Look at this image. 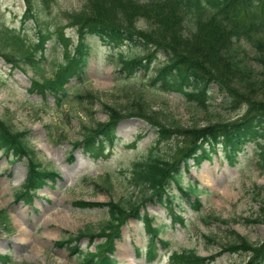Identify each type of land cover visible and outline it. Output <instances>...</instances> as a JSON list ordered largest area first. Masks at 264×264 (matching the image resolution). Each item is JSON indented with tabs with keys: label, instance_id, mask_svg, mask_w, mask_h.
Returning <instances> with one entry per match:
<instances>
[{
	"label": "trees",
	"instance_id": "16d2710c",
	"mask_svg": "<svg viewBox=\"0 0 264 264\" xmlns=\"http://www.w3.org/2000/svg\"><path fill=\"white\" fill-rule=\"evenodd\" d=\"M53 1L36 3L48 6ZM33 16L34 40L29 39V29L23 24L20 28L0 25V55L12 67L21 70L28 67L37 76L30 79L28 91L31 94L42 98L50 95L58 105L62 104L68 96L71 80H83L92 50L89 40L97 38L109 48L129 46L141 50L142 54L120 52L117 55L114 67L124 78L151 71L148 81L151 89L177 93L193 109L207 108L209 100L213 99L211 85H216L226 104L243 110L232 120L217 117L203 125L185 126L172 117L159 115L163 119L159 118L144 100L135 99L124 108L103 103L106 119L85 126L82 138L73 143V147L80 146L88 156H103L105 149L117 140L118 122L132 116L155 128V143H175L165 155L151 149L143 158L133 160L124 172L128 186L139 192V199L73 201V205L81 209L106 208L107 222L96 233L89 227L76 235L66 233L55 245L66 247L78 256L77 264H116L112 254L115 240L120 238V224L133 217L142 222L148 232L146 258L154 261L159 257L160 227H152L153 218L145 211L139 212V208L153 198L166 207L174 222L183 223L180 213L174 211L175 198L195 210L203 223H208L210 218L227 222L212 212L203 215L199 193L204 189H199L198 183L183 185L182 177L190 161L210 157L218 146L222 147L228 164L233 166L248 143L254 144L255 164L264 174V0H85L81 9L67 12L66 24L54 31L38 24L28 4L23 18ZM65 27L75 29V43L65 35ZM55 46L60 47L63 56L50 74L45 75L47 53H52ZM160 53L166 61L154 67ZM74 97L79 102L96 98L91 92ZM0 151L13 162L26 158L25 190H35L46 178L54 176V171L41 169L34 162L28 132L12 129L1 117ZM108 180L109 173H106L102 182ZM96 182L94 186L100 188ZM171 184L176 186L180 197L170 194ZM258 197L261 198L260 212L253 219H245L246 222L264 224L263 192ZM0 226H8L7 216L1 209ZM234 234L236 239L210 256H201L194 249H181L169 256L168 264H209L225 252L244 254L243 264H262L264 239L251 242L245 236ZM83 237L89 238L88 244H93V249L78 246ZM97 237L102 239L95 243ZM158 242L163 248L167 246L166 241ZM0 259L9 258L1 255Z\"/></svg>",
	"mask_w": 264,
	"mask_h": 264
},
{
	"label": "rangeland",
	"instance_id": "374dc122",
	"mask_svg": "<svg viewBox=\"0 0 264 264\" xmlns=\"http://www.w3.org/2000/svg\"><path fill=\"white\" fill-rule=\"evenodd\" d=\"M36 1L0 0V25L20 28L23 24L29 29V39L34 40V16L23 18L28 4L38 24L54 31L66 24L67 12L81 9L85 3V0H54L48 6H39ZM63 31L76 42L73 27H65ZM89 42L92 50L85 76L81 81L73 79L68 84V96L60 105L50 95L42 98L29 93L30 79L37 77L33 70L12 67L0 55V117L12 129L26 130L35 152V163L56 173L34 192L30 202H26L16 196L26 175L25 160L11 163L5 156L0 157V209H6L10 223L9 230L0 227V254L10 258L7 263L0 260V264H77L78 257L68 248L56 246L55 242L65 231L76 234L89 227L97 232L100 226H105L108 213L106 208L81 209L72 202L139 199V192L128 186L124 172L133 160L143 158L151 149L163 155L170 152L175 141L155 143V128L133 116L119 121L118 141L105 150L104 156L94 159L84 154L80 147L74 148L73 143L82 138L85 126L106 119L103 103L124 108L135 99L144 100L159 118L172 117L185 126L203 125L217 117L232 120L243 112L226 104L216 85H211L213 99L209 100L207 108L193 109L177 93L151 89L148 86L151 71L124 78L114 67L117 55L120 52L137 54L141 50L129 46L109 48L97 38ZM62 56L60 47L55 46L52 53L48 51L45 75L50 74ZM165 61L166 57L160 53L153 65L157 67ZM86 92L96 98L82 102L75 99V94ZM254 149L253 143L246 144L236 163L230 166L222 147L218 146L210 157L199 162L190 161L188 170H184L183 185L198 183L199 189H204L199 193L203 215L212 212L227 222L210 218L208 223H203L199 214L177 198L174 210L183 216V224L172 222L166 208L154 198L139 208L140 213L144 209L153 217L152 227L160 226L157 239L168 243L166 249H158L161 257L147 264H167L169 254L181 249H194L201 256H210L236 239L234 233L251 242L264 239V224L245 220L258 216L261 205L258 194L263 192L264 195V174L256 167ZM106 173H109V180L103 183ZM95 181L100 188L94 186ZM173 193L180 197L174 184L170 190V194ZM119 229L120 238L115 241L113 255L117 264H145L148 233L143 224L129 217ZM88 241V237L82 238L79 247L89 246ZM245 259L244 254L225 252L209 264H243Z\"/></svg>",
	"mask_w": 264,
	"mask_h": 264
}]
</instances>
